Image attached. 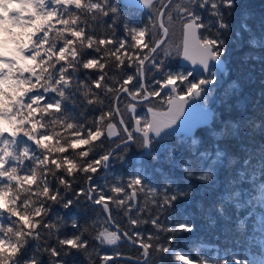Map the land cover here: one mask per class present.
<instances>
[{"label":"trees","instance_id":"trees-1","mask_svg":"<svg viewBox=\"0 0 264 264\" xmlns=\"http://www.w3.org/2000/svg\"><path fill=\"white\" fill-rule=\"evenodd\" d=\"M103 0H27L23 3L22 21L11 20L12 43L4 54L13 56L5 64V76L0 78V120L11 134L0 132V199L7 207L0 210V233L7 244H0V264H28L18 258L17 249H35L37 264L53 262L47 249L62 250L57 231L63 230L56 213L49 221V208L62 204V196L53 199L56 189L66 188L62 178L83 183L88 157L81 149L88 140L87 151L106 150L105 142H93V131H104L105 125L95 121L94 110L100 107L91 80L79 78L85 65L79 58L81 34L85 23L95 29L99 4ZM106 1V0H104ZM238 8L230 18L232 34L224 60L226 69L219 73L215 92L208 102L213 107V123L194 137L176 146L156 151L158 159L148 157L138 164L140 149L130 145L123 162L117 160L111 173L96 183L112 184L116 176L128 178L135 168L143 167L146 183H159L163 173L181 175L175 165L189 161L196 171L209 161L201 153L217 149L225 155L214 166V183L205 185L194 178L195 192L190 203L180 202L178 211L164 214L167 222L175 223L185 215L196 225L192 232L178 234L174 247L197 250L212 258L233 255L261 264L264 261V0H237ZM248 25V30L241 28ZM240 32V36H236ZM73 41L69 43V39ZM256 43L253 44L252 41ZM21 50L28 51L20 56ZM1 52V50H0ZM235 81L238 88H230ZM235 125V127H233ZM83 133V135H81ZM197 143L193 144L192 141ZM115 146L112 143L110 147ZM67 150V151H65ZM119 155V153H118ZM250 162L245 165L244 161ZM104 170L96 174L99 176ZM240 172L244 176H240ZM236 192L240 196L235 195ZM146 194L139 203L143 205ZM237 204L240 207H237ZM199 205V206H198ZM222 206V215L216 212ZM59 216L65 210L59 208ZM97 209L73 207L71 213L91 225ZM113 216L125 221L117 212ZM162 217V219L164 218ZM209 217L215 220L210 222ZM244 227H239V221ZM100 226L105 216L99 217ZM39 226V227H37ZM151 229V225L143 226ZM96 231L99 228L95 229ZM91 235V229L86 228ZM119 248L136 258L138 249L128 243L104 247V251ZM194 258L195 255H194ZM77 257V260H80ZM117 264H122L117 261Z\"/></svg>","mask_w":264,"mask_h":264},{"label":"snow or ice","instance_id":"snow-or-ice-1","mask_svg":"<svg viewBox=\"0 0 264 264\" xmlns=\"http://www.w3.org/2000/svg\"><path fill=\"white\" fill-rule=\"evenodd\" d=\"M139 2L148 10L149 24L134 25L125 20L119 29L123 35H118L119 10L111 0H107L103 23L106 24L105 18L109 17L111 23L107 24L108 36L102 38L101 43L112 46L115 68L106 76L104 65L96 69L85 64V72L80 74L79 78H84L86 82L90 76L91 86L99 95H104L99 90L105 81V92L115 93L105 97L107 104L103 109L94 110L95 121L107 117L111 123L109 131L89 129L93 142L119 143L103 152L89 153L86 150L88 140H85L81 149H78L88 157L84 166L85 179L83 183H74L62 178L61 183L66 188L55 190L53 199L62 196V204L57 208H49L48 221L45 223L53 220L54 212L60 221L67 217L68 222L62 224V231H57L62 250L54 246L47 249L54 258L48 264H117V261L122 264H251L235 255L231 259L227 256L212 258L202 255L199 250L193 253L192 250L174 247L175 237L192 232L196 225L187 215L175 223L167 222L164 217L167 212L178 211L181 201L191 202L195 192L191 183L193 178L205 185L215 182L214 166L225 155L219 149L214 159L211 153H201V158L207 159L209 163L207 166L201 164L199 171L189 161L174 166L181 175L163 173L157 169L162 177L159 183H146L145 170L139 166L126 180L116 176L112 184L95 183L96 174L109 170L112 160L124 161L130 145L134 144L146 156L158 159V153L153 151L154 145L160 144L184 123L194 104H208L215 92L218 73L222 74L226 69L223 58L232 34L230 18L238 8L237 0ZM177 24L182 40L178 44H170V29ZM241 28L247 31L248 25L241 23ZM236 36L239 37L240 32H236ZM94 54V50L89 47V59ZM173 60L179 62L178 67H172ZM91 63H99V58ZM238 87L235 81L230 84V88ZM202 110L206 117L204 123H207L213 113L207 107H202ZM192 143L196 144L197 141L193 140ZM249 162L245 160L244 164ZM261 169L264 170V161L261 162ZM240 176L243 177L244 173L240 172ZM261 187L264 188V184ZM142 193L147 197L143 205L138 203ZM235 195L239 197L240 193L236 192ZM80 206H85L86 210L97 209L98 206L91 225L87 221L81 223L71 213L73 207ZM237 207L240 205L237 204ZM59 208L65 210L62 217L59 216ZM114 210L123 218L124 224L114 218ZM216 212L222 215L223 207H217ZM101 214L105 216L106 225L111 222V228L99 225ZM209 219L215 224L214 219ZM145 225H151V229H144ZM239 227H244L243 220L239 221ZM86 228L91 229V235ZM97 228L98 231L95 230ZM2 236L3 233H0V238ZM121 242L138 249L135 259L125 255L118 247L113 251L103 250L104 247L117 246ZM0 244H7V241L0 239ZM29 247L26 246L23 252L17 249L18 258L28 264H37L35 249L29 252ZM77 257L81 259L77 260ZM40 264H44V261H40Z\"/></svg>","mask_w":264,"mask_h":264},{"label":"flooded vegetation","instance_id":"flooded-vegetation-1","mask_svg":"<svg viewBox=\"0 0 264 264\" xmlns=\"http://www.w3.org/2000/svg\"><path fill=\"white\" fill-rule=\"evenodd\" d=\"M177 2H180V0H177ZM111 3L115 5L119 10V21L117 23V29H118L117 34L118 35H123V32L119 31V29H120V25L125 20L129 21L130 23L134 25L144 26V25L149 24L148 10L143 8L139 0H130L127 4L124 3L123 0H111ZM106 6H107V0L106 1L103 0L99 4V12L96 15V22H95L96 28L95 29L88 28L87 27L88 24L85 23L86 27L78 31L81 34V37L78 39V41L80 42L79 58L81 62L83 63V65L87 64L89 67H95L96 69H100L101 65H104L105 66L103 70L104 75L107 76L108 73L113 71V69L115 68V56L112 54L111 45L101 43L102 38L103 39L107 38L108 36L107 24L111 23L110 17L105 18L106 24L103 23L104 11L106 10ZM181 40H182V36L180 33L179 25L177 24L175 27L170 29L169 43L178 44L181 42ZM68 41L69 43H71L73 39L70 38ZM89 47H91V49H93L95 53L91 57V59H89V56H88ZM98 58H99V63L93 65L91 61L97 60ZM178 63H179L178 61L173 60L172 67L173 68L178 67ZM85 75L87 76L88 74H85ZM121 78H123L122 75H121ZM89 80H91L90 76H88L87 78V81ZM106 84H107V81L102 82L101 88L99 90L101 93H104V95L101 96L97 93V99L100 100V107H97V109H103L104 106L107 104V100L105 99V97L115 94L114 92L113 93L105 92ZM197 104H199V102H197L194 105H197ZM203 107L211 108L208 104L204 105ZM141 115H143V112H141ZM100 121L102 122L103 125H105L104 131H107V128L109 127L111 122L108 120L107 117H105L104 119ZM201 129L203 128L196 129L194 135L191 137H194ZM191 137H188L184 134H177V135L172 134L166 137L160 144L154 145L153 151L156 152V151L161 150V148L167 149L171 146H176L179 144L180 141L189 139ZM112 143H119V141H115V142L105 141V144H106L105 147L106 148L110 147ZM134 146L135 148H138L136 145ZM136 157L139 161H141L143 159H146L148 156H146L144 152L140 149V153H138ZM115 161L117 160L114 159L111 161V167L109 171H111L115 167L114 165Z\"/></svg>","mask_w":264,"mask_h":264},{"label":"water","instance_id":"water-1","mask_svg":"<svg viewBox=\"0 0 264 264\" xmlns=\"http://www.w3.org/2000/svg\"><path fill=\"white\" fill-rule=\"evenodd\" d=\"M123 1H124V3L127 4L130 0H123ZM202 107L203 106L200 103L197 105H193L188 111L187 119H185L184 123L173 134L174 135L184 134L187 136H191L195 133L196 129L210 125L213 121L214 111H213V109H208L210 112L213 113V115L210 118H208L207 123H204L206 117H205V113L202 110ZM109 130H110V128L108 127L107 131H109ZM107 174H108V170L105 172L104 175H102L99 178H96V180L102 179ZM108 224L110 227L112 226L111 222H108ZM129 257H131V256H129ZM132 258L135 259L134 257H132Z\"/></svg>","mask_w":264,"mask_h":264},{"label":"rangeland","instance_id":"rangeland-1","mask_svg":"<svg viewBox=\"0 0 264 264\" xmlns=\"http://www.w3.org/2000/svg\"><path fill=\"white\" fill-rule=\"evenodd\" d=\"M10 1V0H9ZM27 0H24L26 2ZM10 7L9 3L5 2L4 0H0V47L4 46L7 47L11 43V38L9 37L10 34V20L12 17L19 18L20 16V8L22 4L15 3ZM23 17V15L21 16ZM22 54L27 55L26 52H22ZM1 66V64H0ZM3 68L0 67V72L2 73Z\"/></svg>","mask_w":264,"mask_h":264},{"label":"clouds","instance_id":"clouds-1","mask_svg":"<svg viewBox=\"0 0 264 264\" xmlns=\"http://www.w3.org/2000/svg\"><path fill=\"white\" fill-rule=\"evenodd\" d=\"M10 7H14V6H10ZM4 131H7L9 132V134H11L9 125L5 121L0 120V132H4ZM6 207H7L6 203L2 199H0V210L5 209ZM0 250L3 249L0 248Z\"/></svg>","mask_w":264,"mask_h":264}]
</instances>
